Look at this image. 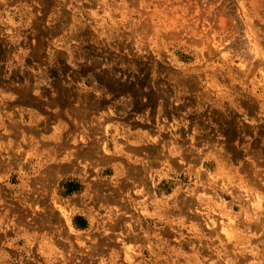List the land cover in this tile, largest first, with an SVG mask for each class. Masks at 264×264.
I'll return each instance as SVG.
<instances>
[{
  "label": "rangeland",
  "instance_id": "obj_1",
  "mask_svg": "<svg viewBox=\"0 0 264 264\" xmlns=\"http://www.w3.org/2000/svg\"><path fill=\"white\" fill-rule=\"evenodd\" d=\"M0 264H264V0H0Z\"/></svg>",
  "mask_w": 264,
  "mask_h": 264
}]
</instances>
